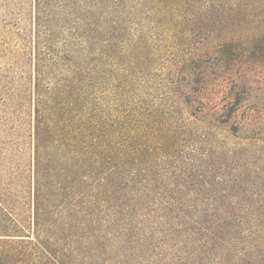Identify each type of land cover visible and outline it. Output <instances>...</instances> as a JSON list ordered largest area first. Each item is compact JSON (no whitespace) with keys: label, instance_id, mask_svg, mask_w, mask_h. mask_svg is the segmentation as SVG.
I'll list each match as a JSON object with an SVG mask.
<instances>
[{"label":"trees","instance_id":"trees-1","mask_svg":"<svg viewBox=\"0 0 264 264\" xmlns=\"http://www.w3.org/2000/svg\"><path fill=\"white\" fill-rule=\"evenodd\" d=\"M29 5V72L18 29L0 66V264H264V0Z\"/></svg>","mask_w":264,"mask_h":264},{"label":"rangeland","instance_id":"rangeland-1","mask_svg":"<svg viewBox=\"0 0 264 264\" xmlns=\"http://www.w3.org/2000/svg\"><path fill=\"white\" fill-rule=\"evenodd\" d=\"M30 0H24V14L23 19L19 23V27H17L14 22L15 18H17L16 14V2L15 0H10L4 2L3 0H0V53L2 49L7 51V57H4L3 59H0V66L7 65V62L10 61L11 58V52L12 50H15L17 48V36L16 32L17 29L20 30L22 33V43L21 47L23 50V56H24V67L28 69L29 72V63H28V56L29 52H31V40H32V24H31V5H29ZM19 9V6H17ZM17 9V11H18ZM9 95V94H7ZM2 100L0 98V117L2 112ZM9 113L11 111L9 110Z\"/></svg>","mask_w":264,"mask_h":264}]
</instances>
